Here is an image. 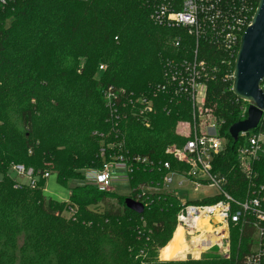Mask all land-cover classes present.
<instances>
[{"label":"trees","instance_id":"obj_1","mask_svg":"<svg viewBox=\"0 0 264 264\" xmlns=\"http://www.w3.org/2000/svg\"><path fill=\"white\" fill-rule=\"evenodd\" d=\"M254 1L253 14L259 4ZM150 9L142 0H17L0 9L1 264H140L135 259L145 245H151L147 240L176 224L179 203L172 196L151 195L139 215L126 208V198L88 185L74 188L70 196L79 210L78 222H63L60 214L68 206L45 196V181L38 190L15 189L8 176L12 163L23 164L20 159L25 149H32V156L44 153L61 184L71 178L82 179L81 170L102 167L100 141L93 134L110 133L103 89L112 85L135 95L149 94L162 83L167 59H190L195 50L193 38L184 30L157 26ZM176 37L182 40L179 49L171 44ZM199 54L201 60L218 68L215 80L208 85L207 106L224 121L222 135L228 139V147L217 165L228 172L236 167V150L241 145L229 130L247 119L249 107L229 91L232 82L224 80L234 70L235 58L205 42L200 43ZM101 65L106 67L104 72L99 71ZM160 104L151 129L134 119L128 121L126 146L130 155L169 161L175 168L179 165L165 155V149L182 140L172 137L168 123L178 116L191 117L190 111H183L191 106L186 103L175 109L168 105V110L173 108L168 116L164 113L169 112L161 110L165 104ZM10 116L18 117L29 129L24 141L16 139ZM81 122L95 126L86 147L76 133ZM256 132H264V117ZM19 145L23 150L17 149ZM24 165L47 169L41 164ZM163 174L135 172L130 187L156 184ZM229 179V193L240 198L246 185L236 168ZM131 195L136 198L135 191ZM109 196L121 202L122 213L106 211L104 219L91 215L88 207ZM231 239L234 254L242 244L241 262L250 251V239L236 228Z\"/></svg>","mask_w":264,"mask_h":264},{"label":"built area","instance_id":"obj_2","mask_svg":"<svg viewBox=\"0 0 264 264\" xmlns=\"http://www.w3.org/2000/svg\"><path fill=\"white\" fill-rule=\"evenodd\" d=\"M16 1L0 0V9ZM142 1L151 8V20L157 26L184 30L193 38L195 50L190 59H167L162 83L149 94L135 95L112 85L103 89L102 99L108 112L110 133L93 134L100 141L98 156L103 164L99 169L81 170L83 178L79 182L83 180V186L105 192L114 189L121 178L131 183L135 172L164 173L156 184L139 185L137 189L130 187L136 198L132 195L128 198L146 207L151 195L175 197L179 203L177 228L182 227L185 231V240L191 245L187 253L191 252L193 256V247L198 239L202 251L218 246L221 251L229 252L231 232L236 228L241 236H248L251 244L241 264H264V132H256L263 118L257 129L240 134L239 140L244 143L236 150V167H231L228 172L220 170L218 159L225 155L228 139L222 135L224 121L207 106L208 85L215 80L218 68L199 57L200 43L205 42L224 50L230 59L235 58L236 61L241 38L255 14V1ZM171 44L179 49L182 40L176 37ZM105 69L104 65L99 66L100 72ZM233 78L234 70L224 77V80L232 82L230 92H233ZM160 101L165 104V111L171 104L187 103L192 109L191 124L183 126L179 133L182 142L165 149V155L179 165L175 168L169 161L161 163L141 155H130L126 146L128 121L134 119L144 128L151 129ZM110 136L113 139L108 142ZM29 153H33L32 149ZM235 168L246 185L240 198L228 191L229 177ZM8 176L14 181L15 189L38 190L40 182L45 181L42 190L45 195L48 193L47 182L52 178L48 170H36L18 163L9 166ZM205 190L209 193H203ZM214 199L219 200L212 204L204 203ZM63 201L69 205V213L76 215L77 207L67 198Z\"/></svg>","mask_w":264,"mask_h":264},{"label":"rangeland","instance_id":"obj_3","mask_svg":"<svg viewBox=\"0 0 264 264\" xmlns=\"http://www.w3.org/2000/svg\"><path fill=\"white\" fill-rule=\"evenodd\" d=\"M10 23H11L10 20L7 21L6 27L10 26ZM32 104H35V101H32ZM178 106L180 105H176L175 109L178 108ZM243 106L248 108L250 104L247 102H243ZM161 110L163 111V113L169 112L164 114L171 116L170 113L171 109L165 111L164 106H162ZM171 111H173V108ZM183 111L184 112L190 111L191 114L189 113V116H192L191 107L188 106V109L185 108L183 109ZM10 119H11V123L14 124V127L12 129L16 134V139L19 138L24 141L25 136L29 134V129L23 127L22 122L18 117L10 116ZM160 122L162 126L165 127V122L159 119V123ZM191 122H192V117L183 118L182 116H178V119L175 120L173 119L171 124L168 123V125L171 126L169 132H171L172 137L174 139L176 138L181 140L182 138L179 136V133L181 132L182 127L183 126L188 127V125H190ZM2 125L3 123L0 122V126ZM94 127L95 126L92 123L85 125L83 122H81L77 125L76 133H79L80 136L79 141L82 144V146L86 147V145L90 144L88 140L89 133L91 132L92 129H94ZM262 142L264 144V137L262 138ZM243 143L244 141L241 142V144ZM18 147L19 148L17 149L23 150V148L20 145ZM29 151L30 149L23 150L24 158L20 159V161H22L23 164H27L31 166L41 164L42 166H45L47 168L46 170H48L52 174V178L50 179L49 183L47 182L48 183L47 187L50 186V188L48 189L56 193L57 196H52L49 195L48 193L45 196L47 198H51L55 200L60 204H65L66 207L67 206L69 207V205L63 200L65 198L70 200V196L73 192V189L82 186L84 184L83 180L79 182L81 179H78L76 177V178H71L62 184L59 183V175L54 169V164L47 160L45 154L42 153L41 155H35L34 153V155L32 156L29 153ZM4 163L5 160L2 161V164ZM121 179L122 180L118 181V184H115L113 186L114 189L105 192L110 194L112 193L115 196H119L127 199L128 197L131 196L130 182L127 181L125 178H121ZM203 193H209V191L205 190L203 191ZM74 206L77 207L76 205ZM122 209L123 208L121 202L113 197L111 198V196H109L108 199L103 203L101 202L97 205H92L88 207V210L90 211L91 215L97 216L98 218H102V219H104L105 217L104 214L106 213V211H112V212L120 211L122 213ZM78 217H79L78 212L76 213V215H71L69 213L68 208H65L63 212L60 214V218L62 219V220L60 219V221L76 223L78 222ZM176 229H177V222L176 224H173L172 226L165 228L160 233H154V235H152L153 238L151 240L150 238L147 240V243H151V245L148 247L145 245L144 248H142L139 256L135 259V261L138 263L140 262V264H241V262L239 261V257H240L239 255L241 254L240 248H242L241 247L242 244H239V246L237 247L238 253L234 254L232 239H231V248L229 252L221 251L218 246H212L211 248L204 249V251L201 250L199 254L194 253L195 254L194 256L190 252L186 254L187 256H181L179 258H175L171 260L168 256V252L172 248ZM187 247H188L187 250L189 252L191 245L187 243ZM145 250L146 252H144Z\"/></svg>","mask_w":264,"mask_h":264},{"label":"water","instance_id":"obj_4","mask_svg":"<svg viewBox=\"0 0 264 264\" xmlns=\"http://www.w3.org/2000/svg\"><path fill=\"white\" fill-rule=\"evenodd\" d=\"M264 0H259L251 25L245 30L237 53L233 93L250 104L247 119L234 124L229 134L237 142L241 133L257 129L264 115ZM126 208L136 214L145 210L143 204L131 198L125 200Z\"/></svg>","mask_w":264,"mask_h":264},{"label":"bare ground","instance_id":"obj_5","mask_svg":"<svg viewBox=\"0 0 264 264\" xmlns=\"http://www.w3.org/2000/svg\"><path fill=\"white\" fill-rule=\"evenodd\" d=\"M201 246L202 245L200 244V240L198 239L193 247L194 253L199 254L201 252L200 250ZM187 248H188L187 243L185 241V231L183 230L182 227H179L176 229L173 245L171 250L168 252V256L171 260L175 258H179L181 256H187L186 255L188 252Z\"/></svg>","mask_w":264,"mask_h":264},{"label":"crops","instance_id":"obj_6","mask_svg":"<svg viewBox=\"0 0 264 264\" xmlns=\"http://www.w3.org/2000/svg\"><path fill=\"white\" fill-rule=\"evenodd\" d=\"M49 181H50V180H49ZM49 181H48V183H49ZM48 183H47V184H48ZM48 188H50V186H48L47 189H48ZM51 192H52V191H51L50 189H48V194H49V195L57 196L56 193H54V192L51 193ZM53 193H54V194H53ZM65 199H66V198H65Z\"/></svg>","mask_w":264,"mask_h":264}]
</instances>
